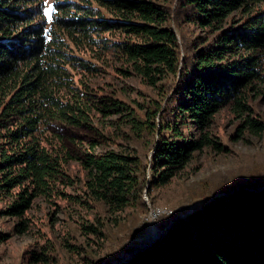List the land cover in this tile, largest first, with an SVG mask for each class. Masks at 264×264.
<instances>
[{
    "label": "trees",
    "instance_id": "1",
    "mask_svg": "<svg viewBox=\"0 0 264 264\" xmlns=\"http://www.w3.org/2000/svg\"><path fill=\"white\" fill-rule=\"evenodd\" d=\"M80 1H53L49 17L45 0H0V198H10L5 214L21 231L37 198L97 203L107 214L144 205L145 186L165 185L195 152L221 148L210 126L223 108L251 133L263 130L251 103L264 96V13L255 11L264 0H177L176 11L201 31L189 45L169 24L176 11L157 1ZM105 32L122 38L110 42ZM110 50L148 87L173 78L168 114L156 103L139 119L88 86L82 77L97 64L77 52L98 60ZM113 115L117 128L156 134L147 180L137 155L106 147ZM72 163L81 178L70 175ZM74 182L85 197L66 192ZM251 187L217 190L224 195L117 264H264V185Z\"/></svg>",
    "mask_w": 264,
    "mask_h": 264
},
{
    "label": "rangeland",
    "instance_id": "2",
    "mask_svg": "<svg viewBox=\"0 0 264 264\" xmlns=\"http://www.w3.org/2000/svg\"><path fill=\"white\" fill-rule=\"evenodd\" d=\"M55 0H45L48 9ZM82 4L80 0H70ZM157 3L177 10V0H154ZM93 6H95L93 4ZM51 8V7H50ZM264 13V1L256 7ZM169 24L189 45L201 34L195 23H187L178 11L171 14ZM177 30V29H176ZM110 42L122 38L118 32L101 34ZM181 44L180 36L178 35ZM182 53V51H181ZM77 54L97 64L98 71L86 74L82 79L97 94H109L121 100L139 119L143 111L160 106L161 115L172 110L171 97L174 80L160 83L161 87L146 86L140 77L127 69L119 55L111 50L102 54L98 60L89 58L90 51ZM123 70L130 74L126 75ZM251 116L261 121L263 130L253 134L242 127V119L227 108L221 109L213 118L210 133L220 149L207 147L195 152L189 163L170 181L162 186L148 185L142 193L144 205L127 207L120 214L104 213L97 203L80 206L66 199L45 201L37 198L32 207L22 216L26 222L24 231L18 227L19 219L5 214L10 198H0V264H117L128 261L139 247L146 248L159 239L168 224L187 216L189 210L199 209L217 190L240 185L252 187L264 185V96L256 97L251 103ZM143 108V109H142ZM142 109V110H141ZM160 112L154 122L159 125ZM116 116L109 117L111 124L105 127L109 135L107 148L124 149L137 155L146 164V180L149 178L148 166L156 142V134L150 129L133 133L126 123L117 128ZM104 127V126H103ZM240 129V131H238ZM102 150L97 147L96 151ZM70 175L77 179L82 173L77 164L69 167ZM251 187V188H252ZM250 189V187H248ZM80 184H74L66 192L83 196ZM224 195V193H222ZM202 203V205H201ZM192 211V212H193ZM191 212V213H192ZM190 213V214H191ZM156 238V239H155ZM142 248V249H143Z\"/></svg>",
    "mask_w": 264,
    "mask_h": 264
},
{
    "label": "water",
    "instance_id": "3",
    "mask_svg": "<svg viewBox=\"0 0 264 264\" xmlns=\"http://www.w3.org/2000/svg\"><path fill=\"white\" fill-rule=\"evenodd\" d=\"M219 195H223V194H222V193H219V194H215L214 196H219ZM201 205H202V203H201ZM192 211H193V210H189V211L187 212V214H190ZM169 226H170V224L167 225V227L164 229V231L161 233L160 236H162V235L167 231V229L169 228ZM149 245H150V244H149ZM139 249H142V247H139Z\"/></svg>",
    "mask_w": 264,
    "mask_h": 264
},
{
    "label": "snow or ice",
    "instance_id": "4",
    "mask_svg": "<svg viewBox=\"0 0 264 264\" xmlns=\"http://www.w3.org/2000/svg\"><path fill=\"white\" fill-rule=\"evenodd\" d=\"M51 12H52V9L49 7L48 9H46L45 15L51 17Z\"/></svg>",
    "mask_w": 264,
    "mask_h": 264
},
{
    "label": "bare ground",
    "instance_id": "5",
    "mask_svg": "<svg viewBox=\"0 0 264 264\" xmlns=\"http://www.w3.org/2000/svg\"><path fill=\"white\" fill-rule=\"evenodd\" d=\"M149 244H150V243H148L146 246H148ZM143 247H145V246H143ZM143 247H142V248H143Z\"/></svg>",
    "mask_w": 264,
    "mask_h": 264
}]
</instances>
